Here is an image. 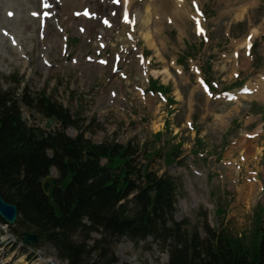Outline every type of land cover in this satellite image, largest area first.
I'll return each instance as SVG.
<instances>
[{"label":"rangeland","instance_id":"1","mask_svg":"<svg viewBox=\"0 0 264 264\" xmlns=\"http://www.w3.org/2000/svg\"><path fill=\"white\" fill-rule=\"evenodd\" d=\"M180 6L178 19L165 17L161 32L156 29L158 50L138 32L141 23L124 26L135 43L131 35L129 45L119 25L110 43H103L107 47L96 36L86 41L74 27L68 44L73 55L49 53L53 68L48 69L41 66L40 38L31 32L21 42L24 52L13 46L0 55L1 83L17 93L27 86L33 94L45 92L58 100L95 143L139 145L149 172L177 181V220L187 221L190 231L198 229L203 236L208 224L223 226L251 247L264 234V0H180ZM132 44L133 54L127 52ZM116 53L120 58L114 68ZM140 54L149 65L146 74L137 66ZM87 55L106 57L110 65L91 73ZM114 90L128 98L112 100ZM23 116L29 125L56 127L36 110L23 107ZM67 133L74 137L79 130L70 127ZM247 133L259 152L252 156L255 150L245 153L239 144ZM53 171L55 178L58 171ZM250 178L256 186L248 199L239 187L252 183ZM0 229V264H68L50 243L28 245L16 223ZM114 257L116 264H168V253L151 240L136 246L124 238Z\"/></svg>","mask_w":264,"mask_h":264},{"label":"trees","instance_id":"2","mask_svg":"<svg viewBox=\"0 0 264 264\" xmlns=\"http://www.w3.org/2000/svg\"><path fill=\"white\" fill-rule=\"evenodd\" d=\"M3 79L0 75V195L18 207L17 226L53 245L60 259L116 264L114 248L126 238L136 246L158 244L168 264H264V234L250 247L223 226L208 224L203 236L177 220V181L149 172L139 145L95 143L64 104L27 86L20 93L4 88ZM23 107L56 127L29 125ZM70 127L79 133L68 135ZM53 168L58 176L47 195L42 183Z\"/></svg>","mask_w":264,"mask_h":264},{"label":"bare ground","instance_id":"3","mask_svg":"<svg viewBox=\"0 0 264 264\" xmlns=\"http://www.w3.org/2000/svg\"><path fill=\"white\" fill-rule=\"evenodd\" d=\"M59 1L0 0V48H3L0 49V55L2 54L3 51H5V49L8 52H10L11 47L13 48V46H16L17 49H20L21 53L24 52L22 50H24L23 46L25 42L23 43L21 42L25 41L27 37L29 39V37L31 36V32H34L37 33V36H39L40 38V53H41L40 59L42 63L41 66L43 67V65L45 64V66H47V68L49 69V67L53 68V64L50 61L51 56L49 58V62L47 61L49 53L53 51H60L59 53L62 55H65L67 52L71 56L73 55L74 51H72L71 48L68 47L69 39H70L69 29L74 27L77 28L78 31L84 34L86 41L91 39L93 40L94 36H96V38L100 40L102 45H106L103 43H108L109 41H111L110 39H111V34L113 33L112 32L113 29H117L119 25H122L124 31L125 29L124 26L128 25L134 27L138 23L139 24L141 23V28L138 30V32L140 31L139 33H141L147 45H149L151 48H155L158 50L157 48L158 33L156 32V29L157 31L161 32L160 26L162 21L165 19V17H167L168 19L170 18L172 20L178 19L179 14L181 12L179 11L180 10L179 8L181 7L180 0H144L143 2H141L140 0H126V2L125 0H59ZM45 4L49 6L45 7ZM86 10L90 11L91 13L90 17L85 15ZM125 11H127L128 14V22L124 21ZM44 12H48L47 18L42 17V14ZM9 13H11V15H9ZM105 21H107L108 23L106 24ZM128 29H132V28H128ZM126 31L127 30H125L124 33L130 45V40L134 39V37L133 34H127ZM131 35L132 38L130 39ZM112 41L116 42L117 40H112ZM134 43H135V39H134ZM108 44L106 45V47L108 46ZM244 44L246 43L244 42ZM134 46L135 44L128 46L127 52L133 54ZM118 52L120 53L119 50ZM159 52L161 58L163 59V57L165 56L164 51L161 48H159ZM82 55L83 53L81 52L78 56V59L80 58V60H82ZM90 56L91 55L86 56V60L89 57L86 64L90 63L86 67V69L87 71L90 70L89 72L91 73L95 72V70H100L101 68L110 65L111 61L106 57H103V60H99L97 56L94 57L93 56L90 57ZM142 57L143 56H141V59L139 58L140 61L137 63V66L140 67L141 70H143L144 73L146 74L149 69L148 67L149 65L144 63V59ZM119 58H120V54L117 56L116 53L115 60L117 62L112 61L113 66L114 63L116 62V66H114V68L118 66ZM136 58H138V55L136 56ZM78 59L73 58L75 62H78ZM132 61H134V59ZM129 63L131 64V62ZM164 73L166 75L169 74L167 70H165ZM126 76L129 77L127 72H126ZM125 79L126 78H124V82ZM128 83L130 84L129 81ZM113 92H115V94L112 97V100L117 98H123V99L128 98V94L126 92H125L126 96H124L125 93L119 94L115 90ZM113 92H111L108 96L112 95ZM142 92H143L142 94H144V91ZM246 136H245L246 140L242 139L239 142L240 146L247 151L245 153H251L254 150L255 151L251 153V156L259 153L258 149H256V147L253 145V142L248 140V138L250 137L249 133H247ZM240 155H244V154H240ZM255 157L258 159V155ZM249 158L250 157H245L243 158V160ZM53 170L52 172L53 174H55V171ZM254 179L256 178L254 177ZM252 181L253 180L250 178V182ZM255 186L256 183L254 182L246 183L239 187L240 188L239 191L240 193L245 194L248 197V199H250L251 197L254 196ZM43 264H46V262Z\"/></svg>","mask_w":264,"mask_h":264},{"label":"water","instance_id":"4","mask_svg":"<svg viewBox=\"0 0 264 264\" xmlns=\"http://www.w3.org/2000/svg\"><path fill=\"white\" fill-rule=\"evenodd\" d=\"M50 122H52V120H50ZM53 177L54 175L53 172L51 171V174H49L42 183L43 191L47 195L50 194V188L52 184L51 180L53 179ZM0 217L8 224H15L18 217V207L15 204L7 202L1 195H0ZM23 235L25 236V242L28 245H31L33 243L37 244L39 242L38 236L34 233L25 231Z\"/></svg>","mask_w":264,"mask_h":264},{"label":"snow or ice","instance_id":"5","mask_svg":"<svg viewBox=\"0 0 264 264\" xmlns=\"http://www.w3.org/2000/svg\"><path fill=\"white\" fill-rule=\"evenodd\" d=\"M126 2V0H125ZM49 5L45 4V7H48ZM87 14V13H86ZM9 15H11V13H9ZM35 15V14H34ZM124 21L125 22H128V14H127V11H125V14H124ZM105 23L107 24L108 22L105 21ZM197 27L199 28V22H197ZM251 40V37H249V41ZM249 48H251V43H249L248 45ZM203 83V82H202ZM207 90V89H206Z\"/></svg>","mask_w":264,"mask_h":264}]
</instances>
